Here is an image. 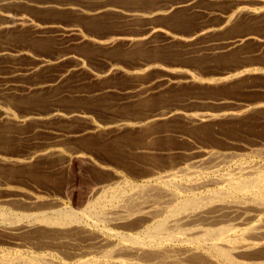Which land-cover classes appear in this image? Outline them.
Instances as JSON below:
<instances>
[{"label": "bare ground", "instance_id": "obj_1", "mask_svg": "<svg viewBox=\"0 0 264 264\" xmlns=\"http://www.w3.org/2000/svg\"><path fill=\"white\" fill-rule=\"evenodd\" d=\"M55 1L47 0L34 5L53 7L57 6L58 2L55 3ZM122 1L124 2V0ZM127 1H130L128 7L121 5V2L114 4L112 0H102L103 4L99 3L101 5L98 4L92 8H87L82 4L86 10L71 4L65 5L68 9L77 11L80 14L101 16L106 12H115V14H120L122 18L128 17L147 22L144 30L137 34L108 36L109 39L105 41H96L82 36L75 27L60 29L54 24H35L25 15L21 16V12L18 13L19 15H14L12 14L13 12L10 13L2 10L4 13H0V35L5 36L3 35L4 33L16 28L29 27L34 35L38 37L60 36L59 41H62L64 49L52 56H31L25 50L26 48L11 49L9 47L2 48L1 46L0 56L10 57V55H13L11 52L15 51L17 52L15 55L31 56L33 60L30 66L22 69L14 68L13 72L9 73L13 74L14 77H34V74H37L42 68L54 65L63 67L61 71L56 72L55 77L52 75L54 78L49 81L41 80L43 82L39 81L32 84L27 82L29 84L26 85L22 83L23 78L21 83L11 81L10 83L1 85L0 92H19L20 90L21 92L19 93H24L25 95L26 93L36 94L64 83L65 79L69 78L72 73L85 70L84 62L81 58L83 56L79 50H75V45L80 46L86 40H91L93 43L98 42V45L103 43L105 44L103 46L107 48L119 42H123L128 47H131L137 44L143 45L142 43L144 42L145 44L147 42L151 44L153 38L156 39V36L163 35L165 36L163 41L169 45V43H173L179 36L166 30L165 27L156 24V19H162L164 16H173L176 13L179 14L181 10L185 11L189 9L187 12L199 10L201 8L200 2L206 0H169L165 1L164 4L152 0L153 4L150 5L149 3V6L145 8L140 5H133L136 2H140V0ZM21 2V0H0V6L6 7L7 5L9 7L15 3L21 4ZM232 2L233 8L231 7L230 11H223L218 26L229 22L232 24L235 18L237 19L238 16L244 13L248 15L254 13L255 9L245 5L244 0H232ZM79 4L81 5V3ZM75 5L78 4L76 3ZM61 6H63V3ZM206 11L210 12V9ZM255 12L257 11L255 10ZM151 21L155 22L151 23ZM234 21L236 22V20ZM211 26L203 25L197 27L192 33L183 34V39H181L188 41V38L195 37L196 39L197 35L209 34L208 32H213L216 29V27L213 28ZM220 27L222 29V26ZM177 40L175 43L179 45V41L177 42ZM249 40L259 42L262 47L261 49H264V35L257 37L251 32L227 37L222 42L220 40H205L204 48H211L212 51H216L217 53L226 52ZM156 41L158 42V40ZM27 42L29 43V41ZM32 43L34 44V42ZM153 44L155 43L153 42ZM153 44L152 46H154ZM135 46L133 47L135 48ZM161 47L163 46L161 45ZM135 50L139 54L145 53L141 47ZM253 53L255 52L253 51ZM216 56L214 55V57ZM231 58L236 59L238 55L232 54L229 59ZM152 64H155V68L159 67L166 72L165 77L157 79L159 84L150 86L148 83L144 85L141 82L126 91L131 98H142L147 95L143 104L151 105V107L157 106L149 114L141 117H118L119 119L117 120L97 123L90 114L91 112L88 113L89 111L79 109L63 110L60 106L57 107V105L50 107L44 112L31 111L16 114L9 107L14 106V100L17 99V96L14 93L10 95L9 92L7 95L3 93L4 97L1 95L4 102L1 103L3 105H0V134L4 133L3 135L7 137L9 134L15 133L13 131L21 129L28 124L46 125L49 119H57V121L60 119L66 121L72 119L82 120L84 121V126L70 131L71 135L79 138L85 136L92 137L97 141L108 140L107 132L120 134L125 131H131L133 135L129 133L128 135L115 137V141L114 139L112 141L120 147V150L121 146L124 147L123 150H128L127 148H129L128 159H132L131 163L142 165L143 170H127L124 172L122 168V172L121 170L112 168L110 164L93 159L87 152L83 153L79 150L64 152L54 143H48L42 148H29L31 150H28L29 152L26 151V154H19L15 157L0 153V176H2L4 167L10 171H13L17 167L30 170L34 161L40 157H53L64 165L70 164L74 159H77L83 164L90 163V165L99 171L98 173H104L97 180L93 182H91L92 180L88 181L91 184L87 186V189L82 194L84 198L75 204L76 208L70 207L66 203L64 205V203H61L62 200H57L58 198L48 200V202L47 200L45 201V198L43 199V195L16 190L18 192L17 195L23 196L21 202L24 201L27 203L26 205H29L27 206L28 210L25 208L26 210L16 212L10 208L6 209L3 204L1 205L2 202L5 203L12 200L11 195L6 194V197L0 200V264H264V137L254 143L247 142L244 138L233 137L236 133L234 131L236 128L239 130L243 128V133H251L250 131L255 126L254 124H258L257 122L264 123L263 116L250 118L252 114L263 111L264 101L255 102V100L253 103L247 104L246 102L236 100L232 102L233 107L229 109L222 107L217 109V111H215L216 109H201V111H196L192 108H179L168 104L163 105L162 102V105L159 106V102L162 99L150 98V95L155 91L153 89H159L163 85L168 86L175 83H193L197 81L198 76L195 74L196 72H191L188 69L183 70L184 68L182 70L172 69L167 65L164 66L162 63L161 65L158 61ZM113 69H115L113 64L107 65L101 71L102 73H93V77L99 78L112 73L111 71H117V69ZM18 70L21 71L18 72ZM227 71L225 72V80L236 78L242 74V72H232L233 70L231 72ZM245 71L247 72V70ZM260 72L262 71L260 70ZM209 80L208 82H215H213L214 79ZM261 88L263 89L264 87ZM81 93L84 92L81 91ZM5 104L10 106L7 105L6 107ZM259 118H262L261 121ZM238 122H241L242 126L238 127ZM176 127L179 129L177 128L171 132H175L177 144L173 149L163 154H167L168 156L164 158H159V156L154 158L151 156L150 149L155 146V143L151 139L154 137L153 135L157 132L160 133L167 131L169 128ZM217 127L219 130L216 131ZM31 128L39 130L38 126H32ZM40 129L42 128L40 127ZM51 133L55 135L53 137L54 140H59L60 133L52 130ZM216 133L223 135L222 138H217L214 142L212 140L213 143L205 144L206 146L196 142L194 139V136L199 134L213 137L211 134L215 135ZM135 137L138 138L137 144H134ZM141 140H147L148 142L145 145H141L139 144ZM179 140L184 141V145L179 144ZM220 142H223V144L221 143L222 145H224V142L228 143V146L222 147L219 144ZM55 143L58 142L55 141ZM160 151L163 152V150ZM238 151H246L258 157L259 160L237 162L236 158L241 154ZM130 165L132 164H127V166ZM138 180L141 182H137ZM8 182L0 179V190L11 191L12 189ZM15 200L18 201L17 198ZM37 250H40V252Z\"/></svg>", "mask_w": 264, "mask_h": 264}, {"label": "rangeland", "instance_id": "obj_2", "mask_svg": "<svg viewBox=\"0 0 264 264\" xmlns=\"http://www.w3.org/2000/svg\"><path fill=\"white\" fill-rule=\"evenodd\" d=\"M21 1H22L21 4L15 3L9 7L7 5H6V7L0 6V13H4L2 10L8 11L10 13L13 12L12 14H14V15L15 14L19 15L18 13L21 12L20 13L21 16L25 15L27 18L32 20L35 24H40V25L54 24V25L58 26V28H60V29H63V28L65 29L68 27H75L76 29L79 30L80 35L94 39L96 41H105V40H108L109 37L118 36L121 34H122L121 36H123V34H125V35H128V34L130 35L133 33L137 34V33L141 32L142 30H144V28L147 24V22L144 20H138V19L126 17L127 19H129V20H127L125 17L122 18V16L120 14L119 15H118V13L115 14V12L114 13H110V12L107 13L106 12L105 14H103L101 16H98V15L91 16V15L80 14L79 12L77 13V11H74V10L72 11L71 9H68L65 6V5L71 4L73 6L80 7L81 9L86 10L85 7L92 8V7H95L96 5H98L99 3L103 4L102 0H84V1H82V0H56V1L53 0V1H55V3L58 2L60 5L59 6L57 3V6H53V7H45V6L40 7V6L34 5L37 3L38 4L42 3V2L47 1V0H36V1L35 0H33V1L32 0H28V1L26 0V2H25V0H21ZM121 1L122 0H118V1L112 0V3L117 4V2L120 3ZM154 1H157L161 4H164L165 1H169V0H154ZM227 1L229 2L230 0H220V1L219 0H216V1L215 0L214 1H207L206 0V1L200 2V7H201L200 9L201 10L200 9L199 10H192V11L190 10L189 11L190 13L187 12L189 9H187L185 11L181 10V11H179L180 13L178 12L179 14L176 13L173 16L170 15L171 17L170 16H168V17L164 16V17H162V19H160V18L156 19V22L151 21V23L155 22L156 24H159V26L161 25V26L165 27L166 30L171 31V33H174L177 36H179L177 38L178 40L176 39L177 42L179 41L178 42L179 45L175 43L176 40L171 44L169 43V45L166 44V42L163 41L164 37H165L163 35L156 36L155 37L156 39L153 38V41H151V44H150V42H149V44H148V42L146 44L144 42V43H142L143 45L137 44L136 45L137 47L135 45H133V46H135V48L133 46H131V47L129 46L130 47L129 48L123 42L116 43L114 46H109L107 48V47L103 46V45H105L103 43L98 45L99 44L98 42L93 43V42H91V40H86V42L80 46L75 45V50H77V51L79 50L80 54L83 56V57H81V56L80 57L82 58V60L84 62L85 70H80L79 72L77 71V72L72 73L69 76V78H66L68 80L65 79L64 83L55 86V88L53 86V88L44 90L40 93H36V94L35 93H33V94L26 93V95H25L24 93H19V92H21L20 90H19V92L18 91H14V92L13 91H1L0 97H1V95H2V97H4L3 95L4 94L7 95L8 92L10 93V95H11V93L12 94L14 93L15 96H17L16 97L17 99L14 100V106L9 107L10 110L16 114L28 113L31 111H33V112H44L47 109H49L50 107L57 105V107L60 106V108H62L63 110L79 109V110H85L87 112L89 111L88 113L91 112L90 114L93 116L94 120L97 123H101L103 121H108V120H117V119H119L118 117H120V118H124L126 116L127 117H137V116L141 117L143 115L149 114L157 106L154 105L153 107H151V105H144L143 104V101L145 100V98H147V95L145 97H142V98L141 97H132L131 98V96H128L129 94H127L126 91L128 89L136 86L137 84H139L141 82L144 83V85H146L147 83H148V85L150 84V86L151 85H155V86L158 85L159 84L158 80L161 79L162 77L166 76L165 75L166 72L164 70L160 69L159 67H158L159 69L157 67L155 68V64H152L153 62L158 61V63H160V64L162 63L164 66L167 65L169 68H172V69H179V70H182L183 68H184L183 70L188 69L191 72H194V73L196 72L195 74L198 76L197 81L193 82V83H191V82H187V83L182 82L179 84L175 83V84H169L168 86L163 85L164 87L161 86V88H159V89H153L155 91H153V93L150 95V98L154 97L153 99H156V98L162 99L159 102V106L162 104L163 105L168 104L170 106H176L179 108H181V107L182 108H192L196 111H201V109L202 110H205V109L206 110H213V109L215 110L216 109L215 111H217V109L222 108V107H224V108L226 107V109L233 107L232 102L236 101V100L246 102L247 104L253 103L255 100H256L255 102H263L264 101V88L262 89L261 87H264V49H261L262 47L259 44V42L249 40L248 42H245L242 45L240 44V45L234 47L236 50L233 48L229 51L218 52V53L216 51L215 52L212 51L211 48H204V42L206 43L207 40H216V41L220 40L222 42L227 37L229 38L231 36H236L238 34L240 35V34H244L247 32H251V33L255 34L257 37L264 35V29H263L264 28V12H263L264 10L262 11V9H264V7H263L264 6V0H261V1L260 0H244L245 5H248L249 8H254L257 12H255V10H254L253 14H249L250 16L247 13H244L243 15L238 16L237 19L236 18L234 19V20H236V22L233 20V22L231 21L232 24L229 22L225 25L224 24L220 25V26H222V29H221V27L218 25L220 24L219 22L221 20L220 18L223 14V11L224 12L230 11V9L233 8L232 0L229 3ZM60 2H61V4L63 3V6H61ZM224 2H226V3H224ZM76 3L79 6L75 5ZM79 3H81V5ZM128 3H130V1L124 0V2L122 1L120 4L125 6V7H128V5H129ZM149 3H150V5H152L153 4L152 0H142V1L140 0V2H136L133 5H140L143 8H145V7L149 6ZM82 4L85 7H83ZM101 4H99V5H101ZM131 4H132V2H131ZM209 9H210V12L209 11L207 12L206 10H209ZM216 9H217V11H216ZM211 11H214V12H211ZM195 12H197V13H195ZM220 13H221V15H220ZM190 14H192V15H190ZM196 14H197V16H196ZM177 15H178V17H177ZM187 17H189V18H187ZM200 17H202V18H200ZM204 18H206L207 20ZM198 20H199V22H198ZM184 22H186V23H184ZM257 22H258V25H257ZM211 24H213L212 25L213 28L216 27V29L213 31L216 34H214L211 31L212 33L208 32L211 35L204 33V34H202V36L197 35L196 39H195V37H193V38H188L189 39L188 41L182 40L183 39L182 36H184L183 34H187L190 32L192 33L194 31V29L197 27H200L203 25H208V26L210 25L211 26ZM71 25H74V26H71ZM15 30L13 29L7 33H4L3 35H5V36L0 35V47L1 46H2V48L3 47H9L11 49H13V48L14 49H20V48L25 49L26 48L25 50L28 51L29 55H31V56H35V55L52 56V55L57 54V52L60 53V51H62L64 49V46L62 45V41H59L60 36H58V35H56V36L50 35L47 37H38V36L34 35L33 31L29 27H27V28H16ZM189 30H191V31H189ZM17 31H19V32H17ZM224 31H227V32H224ZM26 34H29V35H26ZM30 35H32V36H30ZM199 36H201L202 38ZM180 39H181V42H180ZM31 40H33V41H31ZM156 40H158L159 43ZM27 41H29V43ZM193 41H194V43H192ZM24 42H26V43H24ZM32 42H34L35 45ZM153 42L155 44H153ZM174 43L176 44V46ZM152 44L154 46H152ZM161 45L163 47H161ZM177 45H178V47L179 46L180 47L178 48ZM138 47H141L145 53L139 54L135 50ZM206 49L209 51H207ZM253 51L255 53H253ZM197 52H198V54H197ZM11 53L13 55L12 56L10 55V57L9 56H0V86L5 84V83H8V82L10 83L11 81L12 82L17 81V82L21 83V80L24 78V76L23 77L22 76L14 77L13 74L11 75L9 73H12L14 68H18V69L21 68L22 69V68H25L27 66H30L32 61H33L31 56H29V57L28 56H26V57L20 56V55L17 56V55H15V54H17V52H15V51H12ZM149 53H150V55H149ZM185 53H187V54H185ZM211 53H212V55H211ZM242 53L243 54L248 53L249 55L245 54L246 56L245 55L243 56ZM232 54L238 55V58L229 59V57ZM214 55L215 56L217 55V56L214 57ZM15 56H16V58H15ZM250 63H252V64H250ZM110 64H113L115 69H117V71L115 69H113L115 71H111L112 73L105 75L106 77L105 76H101L99 78L95 77V76L93 77V73H102L101 71H103V69H105L106 66L110 65ZM143 64H145V65L143 66ZM247 64L248 65L250 64L251 66L250 65L248 66ZM242 65H243V67H242ZM62 67L60 65H58V66L54 65V66L42 68L39 70L40 72L38 71L37 74H34V77L30 76L28 78L27 77L24 78L22 80L23 81L22 83L28 85L29 83L30 84L38 83L39 81L43 82L44 80L49 81L55 77V75L57 74L56 72L61 71ZM227 70L229 72H231L232 70H233L232 72H236V71L242 72V74L238 75V77H236L237 79L232 78L230 80H225V75H226L225 72ZM245 70H247V72ZM248 70L249 71L251 70V71L249 72ZM260 70L262 72H260ZM20 71L21 70H18V72H20ZM113 72H115V73H113ZM126 72H127V74H126ZM133 72H135V73H133ZM245 72H246V74H245ZM74 75H75V77H74ZM8 76H9V78H8ZM159 77H161V78H159ZM201 77H203V78H201ZM8 79H10V80H8ZM152 79H156V80L158 79V80L153 81ZM209 79H214L213 82L214 81L215 82L214 83L208 82V81H210ZM41 80H43V81H41ZM27 82H29V83H27ZM180 84H182V85H180ZM229 85H231V86H229ZM100 90H101V92H100ZM81 91L84 93H81ZM95 92H97V93H95ZM69 93H71V94L69 95ZM33 95L35 97L36 96L37 97L35 98ZM2 97H1L0 105H3L1 103L4 102V100L2 101ZM24 97H25V99H23ZM30 97H31V100H30ZM133 98H135V99L133 100ZM222 99H224V101L221 102ZM230 100H232V101L230 102ZM16 102H17V104H16ZM161 102H162V104H161ZM7 105H6V107H7ZM8 106H10V105H8ZM147 109H148V112H147ZM197 109H199V110H197ZM262 110L264 111V109H262ZM263 111L256 113V114H252V116L250 118H252L254 116H263L264 117ZM261 119H260V121H261ZM47 121L48 122H46V125L28 124V125L22 127L21 129H17L15 131H13L15 133L11 132L12 134H9L7 137L5 135H3L4 133L0 134V153H3V154L8 155V156L11 155V157H15V156H18L19 154L20 155L26 154V151L29 152L28 150H31L34 148L35 149L42 148V147L46 146L48 143H51V144L54 143V144H57L58 145L57 147L58 148L60 147V149H62L64 152H71V151H78V150L80 152H83V153L87 152V154L89 153L93 159H95V160L97 159V161L100 160V162H105L106 164H110L112 166V168L117 169V170H121L122 172H123V169H124V172L127 170H133V171L143 170L142 165H139L138 163L137 164L131 163L130 161L132 159H128L127 154L129 153V148H127L128 150H126V149L123 150L124 147L121 146V150H120V147L117 146L112 141V139H114V141H115V137L128 135L129 133L131 135H133V132L125 131V132H122L120 134L107 132V134H108L107 139L108 140L97 141L96 139H94L92 137L85 136L83 138H79V137H73L71 135L70 131L82 128L84 126V121H82V120H73L72 119V120L66 121V120L60 119L57 121V119H49ZM61 121H63V122H61ZM66 122H68V123H66ZM257 123L258 124H254L255 126H253L252 130L250 131L251 133H246V132L243 133V128H241L240 130L236 128L234 130V131H236V133L233 137L234 138L237 137L240 139L244 138L247 142H250V143H254L256 141H259L261 138L264 137V126H261V125H264V123L263 122H257ZM32 126H38L39 130L38 129L37 130L32 129L31 128ZM237 126L238 127L242 126L241 122L240 123L238 122ZM40 127L42 129H40ZM48 128H50V129H48ZM177 128L178 127L169 128L167 131H163L165 133L160 132L161 133L160 134L157 132L156 134L153 135L154 137L151 139L153 140V143H155V146L151 147V149H150V153H151L150 155L151 156H153L154 158H156L158 156H159V158H164V157L168 156L167 154H165V155H163V154L165 152H168V150L170 151L171 149H173V147H175V145L177 144V138L175 136V132L172 133ZM51 130L57 131L58 133H60L61 136H59V140H54L53 137L55 135L53 133H51ZM217 130H219L218 127H217L216 131ZM30 132H32V133H30ZM2 135H3V137H2ZM20 135H21V137H20ZM211 136H213L214 138L207 136L205 134H199L197 136H194V139L196 142H198L200 144H204V146H206L205 144H211L217 138L218 139L222 138L223 135H218V133H216L215 135L211 134ZM255 137H257L258 139ZM36 138H37V140H36ZM109 138H111V139L109 140ZM137 139L138 138L135 137L134 144L138 143ZM60 140H61V142H59ZM212 140H213V142H212ZM55 141L58 143H55ZM181 141L182 140H179L178 143L184 145V141H182V142ZM231 141H233V140H231ZM147 142H148L147 140L146 141L141 140L139 144L145 145ZM221 143L223 144V142H220L219 144H221ZM64 144H67V145H64ZM222 144L220 145L222 147L228 146V143L224 142V145H222ZM29 148H31V149H29ZM71 148H72V150H71ZM160 150H163V152ZM164 150H166V151H164ZM22 152H23V154H22ZM239 153H241V154L238 155L239 158L238 157L236 158L237 162L243 161V160H246V161H254V160L257 161V160H259L258 157H255L254 155L247 153L246 151H241ZM124 157H126V158H124ZM241 157H242V160H241ZM128 163L132 164V165L127 166ZM98 172L99 171H97L94 166L90 165V163H84L83 164L82 162L78 161L77 159H74L70 164L64 165L63 163H60L58 160L54 159L53 157L52 158L51 157L37 158L34 161L33 165H31L30 170H25V168H23V167H17L16 169L14 168L13 171H10V170H8V168L4 167L3 173L1 174L2 176H0V179H2L3 181L5 180L6 182L9 181L8 183L10 184V188L12 190L11 191L0 190V200L2 198H5L6 194L11 195L12 200L10 202H5V203L2 202L1 205L3 204L6 209L10 208L16 212L23 211L26 209L28 210L29 208H27V206H29V205H26L27 203L24 201L21 202L23 196L17 195V193H18L17 191L22 190V191L38 194L41 196L43 195L42 197H43V199L45 198V201L46 200L50 201V200H54V199L58 198L57 200H59V201L62 200L61 203H64V205L67 204L70 207L71 206L75 207V204L79 203L84 198L82 194L85 192V189H87V186L89 184H91V182L97 180L102 175H104V173H102V172L98 173ZM88 181H91V182H88ZM137 182H141V181L138 180ZM14 195H16L17 197L16 196L14 197ZM18 197H20V198H18ZM16 198L19 202L15 200ZM14 202H16V203H14ZM23 206H24V209H23ZM37 251L40 252V250H37Z\"/></svg>", "mask_w": 264, "mask_h": 264}]
</instances>
